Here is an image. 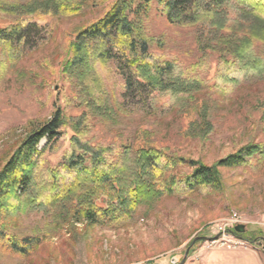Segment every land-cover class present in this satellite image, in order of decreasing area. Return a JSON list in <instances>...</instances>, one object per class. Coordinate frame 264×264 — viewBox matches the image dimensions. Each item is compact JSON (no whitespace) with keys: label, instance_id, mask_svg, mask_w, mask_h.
Instances as JSON below:
<instances>
[{"label":"trees","instance_id":"16d2710c","mask_svg":"<svg viewBox=\"0 0 264 264\" xmlns=\"http://www.w3.org/2000/svg\"><path fill=\"white\" fill-rule=\"evenodd\" d=\"M105 1L0 2V13L12 17L0 27L2 54L19 55L16 46L23 48L31 28H42L23 17L70 15ZM152 10L170 24L193 27L198 56L192 63L183 66L152 51L158 41L148 35L145 24ZM50 27L49 32L54 30ZM66 52L60 72L71 83V103L82 114L67 117L56 108L20 139L0 167V245L6 249L27 256L69 219L118 227L138 208L148 211L162 197L220 191L218 168L247 166L252 159L264 163V141L245 144L206 165L158 145L147 129L134 132L116 153L111 143L95 145L83 139L87 115L114 124L120 113L130 114L131 104L153 115L156 96L167 97L177 114H195L187 136L207 138L213 129L210 102L200 96L209 89L205 73L210 56L216 59L213 86L219 95L232 92L243 80H264V0H113L100 17L72 32ZM113 71L121 81L120 101L103 86L102 76L108 82ZM260 107L264 122V102ZM68 125L73 132L69 148L50 165L43 153ZM43 138L46 143L38 149ZM32 214L40 215L44 228L28 236L8 233V217Z\"/></svg>","mask_w":264,"mask_h":264},{"label":"rangeland","instance_id":"374dc122","mask_svg":"<svg viewBox=\"0 0 264 264\" xmlns=\"http://www.w3.org/2000/svg\"><path fill=\"white\" fill-rule=\"evenodd\" d=\"M112 1L94 2L70 15L25 16L23 19L38 21L42 28H31L23 48L16 46L19 55L10 58L0 49V167L20 139L56 108L67 117L82 114V109L71 103L73 87L60 72L61 61L72 32L100 17ZM11 20L0 13V27ZM145 24L148 35L158 41L152 46L153 52L183 66L198 56L193 27L170 24L155 10ZM50 25H54L51 32ZM215 60L214 55L208 60L205 76L209 89L200 96L210 102L208 116L213 129L207 138L187 136L188 122L195 114H177L167 97L156 96L153 115L137 104L128 105L130 114L120 113L114 124L87 115L83 139L95 145L111 143L116 153L134 132L147 129L158 145L206 165L245 144L263 142L260 105L264 102V80H243L232 92L219 95L213 86ZM104 78L103 86L112 89L120 101L119 75L113 71L108 82ZM72 134L66 126L59 140L45 149L43 159L55 165L68 150ZM45 143L46 139H41L38 149ZM218 172L220 191L162 197L152 209L140 207L131 220L114 228L69 219L57 235L42 239L27 256L0 245V264H264V163L252 159L250 165L218 168ZM43 222L37 214L8 217V233L33 235L44 228ZM238 224L244 225V232L234 231ZM221 225L244 241V248H207L206 241L216 236Z\"/></svg>","mask_w":264,"mask_h":264},{"label":"built area","instance_id":"2783aa9c","mask_svg":"<svg viewBox=\"0 0 264 264\" xmlns=\"http://www.w3.org/2000/svg\"><path fill=\"white\" fill-rule=\"evenodd\" d=\"M232 223V222H231ZM230 223V227L232 224ZM207 248H215L218 246H225L228 249L244 248L245 242L234 236V233L231 230H227L225 226L221 225L218 228V233L216 236L207 240Z\"/></svg>","mask_w":264,"mask_h":264},{"label":"water","instance_id":"95a60500","mask_svg":"<svg viewBox=\"0 0 264 264\" xmlns=\"http://www.w3.org/2000/svg\"><path fill=\"white\" fill-rule=\"evenodd\" d=\"M234 231L237 233H242L244 232V225L243 224H238L234 227Z\"/></svg>","mask_w":264,"mask_h":264}]
</instances>
